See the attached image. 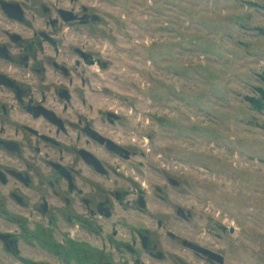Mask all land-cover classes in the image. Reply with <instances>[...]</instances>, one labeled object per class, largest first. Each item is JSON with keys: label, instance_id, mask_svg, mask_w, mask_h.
Masks as SVG:
<instances>
[{"label": "flooded vegetation", "instance_id": "obj_1", "mask_svg": "<svg viewBox=\"0 0 264 264\" xmlns=\"http://www.w3.org/2000/svg\"><path fill=\"white\" fill-rule=\"evenodd\" d=\"M95 6L0 0V264H141L137 246L166 264L169 239L182 250L174 264H227L216 246L169 228V215L192 219L168 208L180 181L137 163L134 119L91 87Z\"/></svg>", "mask_w": 264, "mask_h": 264}, {"label": "rangeland", "instance_id": "obj_2", "mask_svg": "<svg viewBox=\"0 0 264 264\" xmlns=\"http://www.w3.org/2000/svg\"><path fill=\"white\" fill-rule=\"evenodd\" d=\"M87 1L101 17L88 28L91 87L134 119L137 163L180 181L168 208L192 213L169 215V228L216 246L227 264H264V104L247 100L264 91V0ZM168 250L174 264L180 247L169 239Z\"/></svg>", "mask_w": 264, "mask_h": 264}, {"label": "trees", "instance_id": "obj_3", "mask_svg": "<svg viewBox=\"0 0 264 264\" xmlns=\"http://www.w3.org/2000/svg\"><path fill=\"white\" fill-rule=\"evenodd\" d=\"M261 93H262V97H261V98L247 97V100H248L251 104H253V105L259 107V106H261L262 104H264V91H262Z\"/></svg>", "mask_w": 264, "mask_h": 264}]
</instances>
